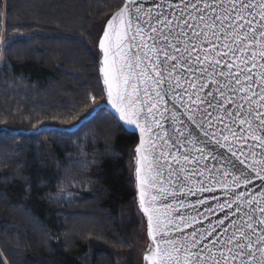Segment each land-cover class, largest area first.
<instances>
[{
    "label": "snow or ice",
    "instance_id": "1",
    "mask_svg": "<svg viewBox=\"0 0 264 264\" xmlns=\"http://www.w3.org/2000/svg\"><path fill=\"white\" fill-rule=\"evenodd\" d=\"M0 4L6 17L7 0ZM25 36L5 28L0 44L7 49ZM99 49V72L115 110L109 115L140 133L136 187L151 240L144 264H264V0H150V6L125 0L107 21ZM93 104L85 115L103 110L94 98ZM169 112L173 132L154 136ZM48 130L41 125L32 134ZM14 131L4 125L0 137ZM173 144L184 151L163 150ZM252 180L261 181L255 192L239 190ZM212 184L226 198L203 219L217 210L223 219L185 234L200 221L175 211L176 189L193 195L212 192ZM169 196L173 204L160 203Z\"/></svg>",
    "mask_w": 264,
    "mask_h": 264
},
{
    "label": "trees",
    "instance_id": "2",
    "mask_svg": "<svg viewBox=\"0 0 264 264\" xmlns=\"http://www.w3.org/2000/svg\"><path fill=\"white\" fill-rule=\"evenodd\" d=\"M122 3L7 0L6 17L0 4V39L5 28L30 36L2 48L0 128L70 127L104 101L94 37ZM109 113L0 137V264H114L128 249L117 218L134 199L137 136Z\"/></svg>",
    "mask_w": 264,
    "mask_h": 264
},
{
    "label": "water",
    "instance_id": "3",
    "mask_svg": "<svg viewBox=\"0 0 264 264\" xmlns=\"http://www.w3.org/2000/svg\"><path fill=\"white\" fill-rule=\"evenodd\" d=\"M142 2L146 6H150V0H142ZM124 3H125V0H123L122 5L118 9H116L106 19V21L104 22V25L102 27V31L100 33V36L97 39V50L99 52V67H100L101 60L103 58V54H102V52L99 49V39L102 37L103 30L107 26V21L109 19H111L112 15H114L121 7L124 6ZM136 43H139V39L138 38H137ZM131 51L133 53H136L137 52V49L136 48H132ZM99 74H100V77H101L102 86L104 88L103 76H102V74L100 72H99ZM104 93H105V101L99 103L100 107L102 109H105V110L109 111L110 113L115 114V110L107 102V96H106L105 88H104ZM166 102H167V105H168L169 109H171L172 108L173 101L171 99H166ZM99 110L100 109H97L96 111L91 112V114H89V115L81 118L78 122H76L75 124H73L74 126L72 125L70 127H56V126H47V125H45L43 127L44 128H47L49 130L55 129L57 131H66V132L74 131L82 123L90 120ZM116 115L118 116V114H116ZM167 116H168V119L161 120V123L163 124V129L162 130H154V132H153V135L154 136L157 134V131H159V132L167 131L169 133V135H171V133L173 132V127L174 126H173L172 121L170 119L171 113L169 112L167 114ZM157 118L159 119V117H157ZM185 122L187 123L186 118H185ZM122 123L123 122H119V124H122ZM125 129L124 130L127 131L128 133H132V134H135L137 136V143L134 146V160H133V164H134V167H133L134 198H135V201H136L138 210H139V212L141 213V215L143 216V218L145 220V224H146V237L148 239V246H149L151 244V240H150V238L148 237V234H147V217L143 214L142 210L139 207V195H138V189L136 187V176H135V159H136L135 148L137 147V145L140 142V133H139V129L138 128H135V126H127V125H125ZM33 130L34 129L19 130V131H15L14 133H18L19 132V133L28 135V134H32L33 133ZM155 142H156V144L158 146L157 147L156 154L159 155V151L161 150L160 147H159L160 141L157 140ZM163 150L164 151H171V152H183L184 151L182 148L179 147V145H175V144H173V146L170 149L167 148V147H165ZM258 158L259 157H257V159ZM208 163H209V166H211V163L212 162L211 161H208ZM178 167H179L178 165L173 164V168L174 169H176ZM188 167H189V171H191L192 168H193V166H191V165H189ZM168 171L169 170H168L167 165H164V168H163V179H164L165 183H167L168 182V179H169V177H168ZM205 177H207V172H205ZM193 179L195 180L196 178L193 177ZM260 183H261L260 180H252V183L249 186H247V188L243 184H241V187H240L239 190L240 191H248V190H251V191L255 192L256 189L259 188ZM191 186L195 189V188H198L199 187V184L198 183H194ZM206 186H207V184H206ZM211 187L213 188V191L212 192H199V191H195V194H193V195H189L187 193V189H185V192H183V193H181L179 191V188L176 189L175 201L177 202V204H176V207H175V211H178L181 215H183L185 217L197 216V219L200 221L198 224H194V225H192V227H190L188 229H184V233L185 234H190L194 230L206 228V227H208L209 223H214L217 219H223L224 213H221L219 210H217L214 215L209 216L207 220L203 219V216L207 214V212H206L207 208H209V207L215 208V205H216V202L217 201L223 202L225 200V198H226L223 189H221L219 186H217L216 184H212ZM169 191H171V189H169ZM198 200H204V201H206V203L203 204V205H198L197 204V201ZM179 202H183L185 205H192L193 207L180 208L179 207ZM160 203H163V204H173L174 203V200H173V198L171 196H169V198H167L165 200H162ZM230 222H231V219L228 222H226V226H227V223H230ZM172 236H173V238H176L177 234L176 233H173ZM148 246H147V249H148ZM142 264H144V262Z\"/></svg>",
    "mask_w": 264,
    "mask_h": 264
},
{
    "label": "rangeland",
    "instance_id": "4",
    "mask_svg": "<svg viewBox=\"0 0 264 264\" xmlns=\"http://www.w3.org/2000/svg\"><path fill=\"white\" fill-rule=\"evenodd\" d=\"M101 31L102 29L100 30V32L97 33V36L94 37L96 39L95 41L96 50H97V39L99 38ZM94 33L95 31L93 32V35H96V33L95 34ZM0 40H3V38ZM85 43H87V41H85ZM86 45L89 46L90 45L89 42ZM3 46H4L3 44H0V60H1V53ZM133 160H134V150L133 152L130 153L129 159L126 161V166L131 174L132 181H133V167H134ZM117 227L120 233L122 234V236L124 237L125 241L129 245V247L124 252L113 254L115 258L114 264H142L143 254L146 252L148 246V239L146 237L145 220L138 210L135 198L129 203L120 206L118 211Z\"/></svg>",
    "mask_w": 264,
    "mask_h": 264
}]
</instances>
